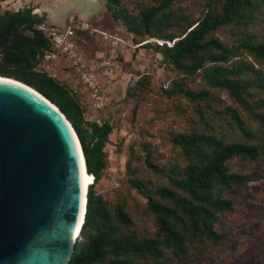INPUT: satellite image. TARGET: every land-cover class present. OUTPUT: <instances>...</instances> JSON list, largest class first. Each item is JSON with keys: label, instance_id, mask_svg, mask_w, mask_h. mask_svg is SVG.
I'll return each mask as SVG.
<instances>
[{"label": "trees", "instance_id": "1", "mask_svg": "<svg viewBox=\"0 0 264 264\" xmlns=\"http://www.w3.org/2000/svg\"><path fill=\"white\" fill-rule=\"evenodd\" d=\"M104 2L112 20L140 47L151 48L147 38L161 42L152 50L176 75L161 96L173 102L181 122L168 132L175 150L171 160L160 166L153 151L135 154L126 164L127 187L120 182L112 186L111 199L97 194L94 186L106 168L104 147L113 125L85 120L79 90L36 70L49 49L34 29L42 18L31 9L0 8V76L29 86L61 110L93 176L68 264H190L204 259L208 247L227 242L228 234L215 229L221 214L235 209L226 193L264 177L252 168L264 163V0H202L199 17L173 0ZM24 24L41 39L30 52L25 38L7 45ZM224 29L227 42L216 36ZM148 85L147 79L138 80L126 96L139 90L144 97ZM132 190L146 201L139 210ZM145 221L151 222L149 233Z\"/></svg>", "mask_w": 264, "mask_h": 264}, {"label": "water", "instance_id": "2", "mask_svg": "<svg viewBox=\"0 0 264 264\" xmlns=\"http://www.w3.org/2000/svg\"><path fill=\"white\" fill-rule=\"evenodd\" d=\"M83 160L61 110L1 77L0 264H68L86 210Z\"/></svg>", "mask_w": 264, "mask_h": 264}, {"label": "rangeland", "instance_id": "3", "mask_svg": "<svg viewBox=\"0 0 264 264\" xmlns=\"http://www.w3.org/2000/svg\"><path fill=\"white\" fill-rule=\"evenodd\" d=\"M173 2L195 17L202 14V0ZM109 22H113L109 13L98 22L90 21L93 31L86 33L79 42L87 54L92 52L99 55L105 52L106 43L97 31L117 34L126 42L119 45V68L113 83L106 88L105 107L101 112L91 107L94 99L83 94V88L76 82V78L61 70L59 65H50L47 74H55V78L66 88L79 90L85 120L100 123L108 120L113 125L114 129L104 147L106 168L101 180L94 186L97 194L111 199V188L116 182H120V187L122 183L123 187H127L126 164L135 154L153 151L155 162L160 166L171 160L175 150L169 141L168 132L176 129L181 122L173 102L161 96L163 88L176 75L162 61V56L152 50L156 43L151 41L152 38H147L151 48L140 47L134 36L120 23L116 25L113 22L114 27L110 28ZM216 36L227 42L228 30L224 29ZM37 70L44 71L43 67ZM145 79L149 84L146 96L143 97V92L139 90L133 96H126L128 88L138 80ZM252 168L264 175V163L253 165ZM130 193L136 201L137 210L145 206L146 201L141 195L133 190ZM226 195L233 199L235 209L221 214L215 226L218 232L228 234L226 244L216 248L208 247L204 259L195 258L190 264H264V177L234 187ZM143 227L147 233L152 230L150 221H145Z\"/></svg>", "mask_w": 264, "mask_h": 264}, {"label": "built area", "instance_id": "4", "mask_svg": "<svg viewBox=\"0 0 264 264\" xmlns=\"http://www.w3.org/2000/svg\"><path fill=\"white\" fill-rule=\"evenodd\" d=\"M36 30L49 44V49L43 52V69L47 72L50 65H59L72 70L69 76L76 78V82L89 92L94 99L91 107L95 111H102L105 107L106 88L113 83L119 68V45L122 41L117 34L104 33L100 35L106 43L103 54L92 56L83 51L78 39L93 31L91 24L75 17H70L63 25H53L45 21L37 24ZM95 31V30H94ZM160 45L157 39L151 40ZM55 77V74L52 75ZM77 91V88H74ZM118 186V182L114 184Z\"/></svg>", "mask_w": 264, "mask_h": 264}, {"label": "crops", "instance_id": "5", "mask_svg": "<svg viewBox=\"0 0 264 264\" xmlns=\"http://www.w3.org/2000/svg\"><path fill=\"white\" fill-rule=\"evenodd\" d=\"M100 2L103 5L102 7L98 6L97 0H0V8L2 11L31 9L32 14L42 18L43 21L53 25H63L70 17L86 20L89 23L90 21L98 22L108 14L104 0H100ZM113 22H109L108 25L110 28L114 27ZM114 23L116 25L118 24V22ZM37 24L34 25L35 30ZM25 26L26 24L22 25L17 30L16 34L9 39L7 45H15L17 42L21 41L22 38H25L27 39V43L25 44L26 50L27 52H30L41 43V39H39V37H37L32 31L27 30ZM97 32L100 35H103L104 33L101 31ZM83 36L84 35L78 39V44L81 48L82 46L79 42ZM88 54L92 56L99 55L92 52H89ZM1 57L0 53V60ZM42 66L43 63L36 65V70Z\"/></svg>", "mask_w": 264, "mask_h": 264}, {"label": "bare ground", "instance_id": "6", "mask_svg": "<svg viewBox=\"0 0 264 264\" xmlns=\"http://www.w3.org/2000/svg\"><path fill=\"white\" fill-rule=\"evenodd\" d=\"M1 77L2 76H0V78ZM81 155H82V153H81ZM82 159H83V157H82ZM83 163H84V160H83ZM84 169H85V194H86L88 186L92 184L93 176H90L87 173L85 164H84Z\"/></svg>", "mask_w": 264, "mask_h": 264}, {"label": "clouds", "instance_id": "7", "mask_svg": "<svg viewBox=\"0 0 264 264\" xmlns=\"http://www.w3.org/2000/svg\"><path fill=\"white\" fill-rule=\"evenodd\" d=\"M97 3H98V6L99 7H102L103 6L102 3L100 2V0H97Z\"/></svg>", "mask_w": 264, "mask_h": 264}]
</instances>
